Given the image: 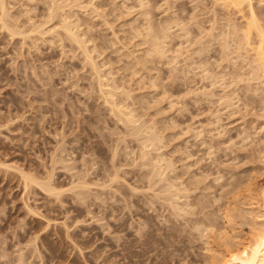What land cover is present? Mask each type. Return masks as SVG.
<instances>
[{"label":"rangeland","instance_id":"374dc122","mask_svg":"<svg viewBox=\"0 0 264 264\" xmlns=\"http://www.w3.org/2000/svg\"><path fill=\"white\" fill-rule=\"evenodd\" d=\"M1 1L0 264H210L227 200L239 209L236 241L248 238L247 190L264 181V42L252 30L246 47V9ZM251 3L264 34V0ZM48 177L57 194L40 186ZM183 197L200 215L183 213Z\"/></svg>","mask_w":264,"mask_h":264},{"label":"bare ground","instance_id":"6f19581e","mask_svg":"<svg viewBox=\"0 0 264 264\" xmlns=\"http://www.w3.org/2000/svg\"><path fill=\"white\" fill-rule=\"evenodd\" d=\"M251 1L252 0H225V3L227 2L228 4H230L232 7L231 8H234L237 12H242L244 9H246V12H248V14L250 15L249 16V18H250V20H248V22L246 23V25H247V29H246V40H245V38H244V40L246 41V47H249V46H253V45H251V31L253 30V31H255L256 32V34H257V36L258 37H260L261 38V42H264V41H262V40H264V38H263V35L264 34H262V31H260V29L259 28H261V27H258V23H256V20H255V18H254V10H253V8H252V3H251ZM141 3V2H140ZM224 3V2H223ZM3 4L4 3H2V1L0 0V5H1V7H0V9L3 11ZM56 4V3H55ZM60 4V3H59ZM227 4V5H228ZM229 5V6H230ZM55 6V8L57 9V8H60V7H58L59 5L57 4V6L56 5H54ZM61 6V5H60ZM4 7H6V6H4ZM67 7H68V5H67ZM54 8V7H53ZM51 9H52V7H51ZM62 9V8H61ZM64 10V9H63ZM1 11V12H2ZM5 11V10H4ZM58 11H60V9L58 10ZM53 12V11H52ZM245 12V13H246ZM3 13V12H2ZM3 14H5V13H3ZM65 20H66V18H65ZM255 20V21H254ZM64 22V21H63ZM62 22V23H63ZM62 23H61V25H62ZM67 25L68 24H66V23H63V26H61V27H63V29H64V31L63 32H65L66 31V35H67V37L69 36L75 43H76V45H78L81 49L83 48L84 49V45L82 46V44H84L83 42H81V41H79L78 40V38H76V36H75V34H73L71 31H70V29L71 28H69L68 29V27H67ZM149 25V24H148ZM257 25V26H256ZM35 27H37V26H35ZM35 27H34V29H35ZM60 27V28H61ZM59 28V29H60ZM235 28V27H234ZM149 29V28H148ZM236 29V28H235ZM165 30H167V29H165ZM238 30V29H237ZM163 32H165L164 31V29L162 30ZM167 33H168V31H166ZM165 32V33H166ZM165 33H162V34H164V36H166V34ZM234 33V32H233ZM238 33V32H237ZM255 34V33H254ZM153 35V38L152 37H150L151 39H154V40H156V36H155V34H152ZM157 35V34H156ZM244 35V34H243ZM68 37V38H69ZM69 38V39H70ZM157 38H158V36H157ZM260 41H258L259 43H260ZM262 44H264V43H262ZM262 44L259 46H257L258 48H257V52L255 53V54H257V57H258V60H260V62L261 63H264V56H263V54H262V52H261V50H260V48H262L263 46H262ZM156 45H158V43H156V41H155V44H154V46H156ZM244 45V44H243ZM153 46V47H154ZM241 47V46H240ZM245 46H243V48H244ZM79 48V49H80ZM254 48H256L255 46L253 47V49ZM160 49H161V47H160ZM159 50V45H158V48H156L155 47V49L153 50L154 51V53L156 52V54H159L158 56H160V55H162L163 53H164V51H161L160 52V50ZM163 50V49H162ZM240 50V49H239ZM84 51L86 52V50L84 49ZM263 51V50H262ZM88 53V52H87ZM83 54H84V52H83ZM87 55V57H85L86 59H88L87 61H90V66L92 67V69L94 70V73L95 72H97V70H96V65L95 64H93V62H92V58L90 57V56H88V54H86ZM161 57V56H160ZM164 57V56H163ZM256 58V57H255ZM258 62V61H257ZM262 65V64H261ZM263 66V65H262ZM263 68V67H262ZM261 69V68H260ZM96 70V71H95ZM263 70V69H262ZM99 72L100 71H98L97 72V74H99ZM264 72V71H263ZM96 74V75H97ZM264 75V74H263ZM99 76V75H98ZM97 76V77H98ZM101 78V77H100ZM100 78H99V80H100ZM100 82V81H99ZM102 82V81H101ZM102 84V83H101ZM102 88H103V86L102 85H100ZM100 87V88H101ZM99 89V88H98ZM102 91V90H101ZM107 91V90H106ZM102 94V93H101ZM108 94H109V92H108ZM209 94V93H208ZM207 94V95H208ZM111 96V95H110ZM109 96V97H110ZM209 96V95H208ZM106 99H108V98H106ZM108 103H109V101H111L110 99H109V101L108 100H106ZM106 101H105V103H106ZM113 101V103L111 104L112 105V109L113 110H118V113H121V109L122 108H120V109H118L119 107H116V105H115V102H114V100H112ZM107 103V104H108ZM110 106V105H109ZM110 108H111V106H110ZM116 110V111H117ZM121 110V111H120ZM117 113V112H116ZM121 114H123V113H121ZM126 114V113H125ZM129 114H131V113H129ZM129 114H126L125 115V120H126V122H128V123H133L134 124V122L132 121L133 120V118H132V115L130 116ZM127 116V117H126ZM146 139V138H145ZM144 139V140H145ZM150 140V139H149ZM148 140V141H149ZM152 140V139H151ZM146 141V140H145ZM142 147H145V148H147V145L145 146L144 144H143V146ZM151 147H152V144H151ZM144 154V155H143ZM148 153H142V156H143V158H145L144 156H146ZM160 158V157H159ZM200 160V159H199ZM158 161V163L157 164H159V162L161 161V160H157ZM154 165V164H153ZM166 165V164H165ZM157 166V165H156ZM168 166V165H167ZM166 166V167H167ZM166 167H164V168H166ZM159 168H162V167H160L159 166ZM157 171H159V170H156V172ZM162 171V170H161ZM161 171H159L158 172V174L159 175H162V172ZM26 176V175H25ZM158 176V175H157ZM222 176V175H221ZM221 176H219L218 178H216L215 180H219L220 179V177ZM28 177V178H27ZM27 177H25V178H27L28 180H30V181H32L31 179H33V178H31L30 179V177L29 176H27ZM50 177V176H49ZM48 177V179L49 180H45V182L44 183H40V186H42L43 187V191H46L47 193H53V194H57L55 191H58L54 186H53V184H51V180H50V178ZM52 177V176H51ZM159 178V177H158ZM26 179V180H27ZM161 179H162V177H161ZM164 179V178H163ZM166 179V178H165ZM26 180H24V181H26ZM203 180V179H202ZM34 181V180H33ZM36 181V180H35ZM164 181V180H163ZM191 181V180H190ZM193 181V180H192ZM29 182V181H28ZM166 182V181H165ZM169 182V181H168ZM203 182H206L205 180L203 181ZM249 182V181H248ZM36 183V182H35ZM38 183V182H37ZM36 183V184H37ZM188 183V182H187ZM199 183V182H198ZM198 183H196V185H195V187H196V189L195 190H198V189H200L197 185H198ZM207 183V182H206ZM255 183V182H254ZM168 184V183H167ZM173 184V183H172ZM172 184H170V185H168V188H170V186L172 185ZM204 184V183H203ZM207 184H209V183H207ZM252 184V183H251ZM185 185V184H184ZM231 185V184H230ZM173 186V185H172ZM208 186V185H207ZM225 186V185H224ZM223 186V187H224ZM247 186H248V184H247ZM249 186L250 187H252V185H250L249 184ZM188 187H190L189 185H188ZM203 187L205 188L206 187V185H203ZM209 187V186H208ZM207 187V188H208ZM222 187V188H223ZM162 188V187H161ZM173 188V187H172ZM174 188H176V186L174 187ZM198 188V189H197ZM165 189V188H164ZM189 189H192L191 187L189 188ZM219 189H220V187H219ZM230 189V188H229ZM187 189H185V191H186ZM202 190V189H201ZM205 190V189H204ZM233 190V189H232ZM168 191V190H167ZM173 191V190H172ZM178 192H180V190H177ZM183 191V190H182ZM184 191V192H185ZM190 190H188V191H186V192H189ZM193 191V190H192ZM200 191V190H199ZM198 191V192H199ZM247 191H249V194H248V205H249V209H250V211H248V215L249 216H251V219H250V222H247V223H249V224H247L248 225V227H249V229H248V238L246 239V240H243V242L241 241V242H237L238 240H237V235H236V233L234 232V231H236L235 229V227H234V219L237 217L236 215H237V213H238V210L237 209H235V208H237L236 206H234V205H232L228 200L222 205V206H220V204L218 205V204H216V205H218L219 206V211H221V219L224 221V226L223 227H221V228H218V227H216L217 229H215V228H212L211 229V231L210 232H213L214 233V235H216V237L217 238H219V240H220V246L222 247L221 249H223V250H221V251H218V252H213V254H211V256L209 257V259H210V264H264V181L263 182H258L257 184H254L253 185V188H249L248 187V190ZM169 192V191H168ZM167 192V193H168ZM178 192H176V190H175V196L177 197V194H178ZM185 192V196H187L188 197V195H187V193ZM197 192V191H196ZM174 193H173V195H172V197H174ZM177 193V194H176ZM223 193V192H222ZM182 194V193H181ZM190 194V193H189ZM247 194V193H246ZM184 196V197H185ZM172 197H170V198H172ZM183 197V198H184ZM195 197V196H194ZM199 197V196H198ZM224 196H222V194L220 195V196H218L217 198L219 199V198H223ZM178 198V197H177ZM179 198H180V196H179ZM196 198H197V196H196ZM247 198V197H246ZM169 199V198H168ZM175 199V200H174ZM174 199H172L173 201H178L175 197H174ZM187 199V198H186ZM188 199H189V197H188ZM187 199V200H188ZM201 199V198H200ZM181 200V199H180ZM179 200V201H180ZM196 201H198L197 199H195ZM195 200L193 201L194 203H192V200H188V202H190V203H187V201L185 200V198H184V204H183V202H181L180 204H183V206L185 207V210L186 211H184L183 210V208L181 207V209L179 208L178 209V207H177V204H174V202L172 203V201L170 202V204L171 205H173V206H171L172 208V212H171V214L170 215H175V217H177V215H179V217L185 212V213H189V215L191 214V215H196V213L198 212V210L199 209H201L200 207H199V205H198V203H196L195 202ZM213 200V199H212ZM220 200H223V199H220ZM225 200V199H224ZM166 201H167V199H166ZM178 201V202H179ZM213 201H215V200H213ZM234 201V200H233ZM217 202H218V200H217ZM200 204H202V202L200 201L199 202ZM208 203V202H207ZM222 203V202H221ZM209 204V203H208ZM214 204V203H213ZM169 205V204H168ZM179 205V204H178ZM204 204H202V206H203ZM207 205V204H206ZM247 205V204H246ZM214 206V205H213ZM169 207H170V205H169ZM195 207H198L199 209L197 210ZM217 207V206H216ZM193 208H195V209H193ZM218 208V207H217ZM216 208V209H217ZM170 209V210H171ZM204 209V208H203ZM207 209V208H206ZM179 210L180 211H182L183 210V213H180L179 212ZM195 210H197V212H195L194 213V211ZM202 210V209H201ZM200 210V211H201ZM213 210V209H212ZM211 210V211H212ZM206 211V210H205ZM179 212V213H178ZM217 212V211H216ZM244 212V211H243ZM250 212V213H249ZM199 213V215H200V212H198ZM205 213V212H204ZM177 214V215H176ZM181 214V215H180ZM218 214V213H217ZM185 215V214H184ZM187 216H188V214H186ZM190 215V216H191ZM198 215V216H199ZM202 215V214H201ZM208 215V214H207ZM245 215V214H244ZM186 216V217H187ZM198 216H194L195 217V219L194 220H192L191 222L193 223V224H196L197 225V223H198V226L200 225L201 226V224L200 223H203L204 225H206V226H212V224L210 225V222H208L209 221V219H208V221H207V218L206 217H204L203 216V218L201 217V219H204L205 218V220H201L200 218L198 219ZM212 216V215H211ZM241 216V215H240ZM191 217H193V216H191ZM208 217V216H207ZM215 217V216H214ZM220 217V216H219ZM209 218V217H208ZM212 218V217H211ZM216 218V217H215ZM218 218V217H217ZM244 219V221H245V216L243 217V215H242V217H241V219ZM180 219H182V218H180ZM178 222V221H177ZM213 222V221H212ZM217 222V221H216ZM241 222H243V221H241ZM191 223V224H192ZM222 225V224H221ZM245 225H246V223H245ZM206 226H204L203 228L204 229H206L207 227ZM202 227V226H201ZM206 227V228H205ZM196 228H198V227H196ZM196 228H194V229H196ZM200 228V227H199ZM189 229V228H188ZM213 229H215V230H213ZM199 230V229H198ZM202 230V229H201ZM197 231V230H196ZM204 231V230H203ZM208 231V230H207ZM207 231H205V232H207ZM196 233V232H195ZM209 233V232H208ZM206 234V233H205ZM204 234V235H205ZM211 234V233H210ZM201 235V234H200ZM203 235V234H202ZM213 235V236H214ZM239 235V234H238ZM208 236V235H207ZM211 236V235H210ZM202 237V236H201ZM208 238V237H207ZM210 238V237H209ZM206 239V238H205ZM239 239V238H238ZM218 240V239H217ZM237 240V241H236ZM241 239H239V241H240ZM217 244V243H216ZM216 247H217V245H216ZM219 247V246H218ZM212 250V249H211ZM211 250H210V252H211ZM209 251V250H208Z\"/></svg>","mask_w":264,"mask_h":264}]
</instances>
